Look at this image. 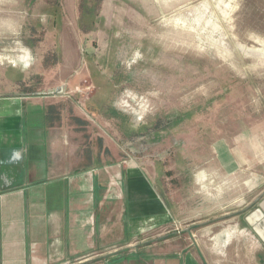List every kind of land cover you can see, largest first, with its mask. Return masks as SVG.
<instances>
[{
	"label": "rangeland",
	"instance_id": "obj_1",
	"mask_svg": "<svg viewBox=\"0 0 264 264\" xmlns=\"http://www.w3.org/2000/svg\"><path fill=\"white\" fill-rule=\"evenodd\" d=\"M14 94L78 105L184 224L264 193V0H0V96Z\"/></svg>",
	"mask_w": 264,
	"mask_h": 264
},
{
	"label": "crops",
	"instance_id": "obj_2",
	"mask_svg": "<svg viewBox=\"0 0 264 264\" xmlns=\"http://www.w3.org/2000/svg\"><path fill=\"white\" fill-rule=\"evenodd\" d=\"M66 98L0 96V264H264V196L184 224L181 203L116 158L110 137Z\"/></svg>",
	"mask_w": 264,
	"mask_h": 264
},
{
	"label": "water",
	"instance_id": "obj_3",
	"mask_svg": "<svg viewBox=\"0 0 264 264\" xmlns=\"http://www.w3.org/2000/svg\"><path fill=\"white\" fill-rule=\"evenodd\" d=\"M62 91V89H60ZM61 93V92H60ZM264 196V193L256 200V203Z\"/></svg>",
	"mask_w": 264,
	"mask_h": 264
}]
</instances>
